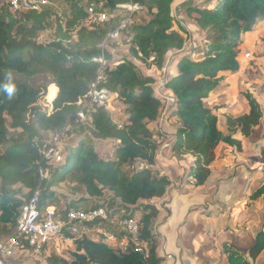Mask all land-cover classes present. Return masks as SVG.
<instances>
[{
    "label": "trees",
    "instance_id": "trees-1",
    "mask_svg": "<svg viewBox=\"0 0 264 264\" xmlns=\"http://www.w3.org/2000/svg\"><path fill=\"white\" fill-rule=\"evenodd\" d=\"M176 1L88 0L87 4L96 3L110 15L104 23L90 25L86 24L87 4L82 5L81 0L73 1L62 22L59 11L52 7L14 13L0 0V145L5 146L0 151V241L16 231L21 208L38 187L45 208L59 199L54 187L69 179L76 196L67 194L65 214L72 208L103 207L108 219L91 226L122 240L130 234L116 217L125 210L122 219L138 221L143 250L138 251L132 241L123 250L111 246L102 233L99 240L83 234L74 240L75 250L69 258L45 255L48 264H165L166 258L158 253L159 236L153 229L160 213L154 200L165 196L172 181L156 168L161 148L157 138L164 139L165 134L150 127L161 117L163 100L155 93L157 79L144 74L133 59L145 63L151 60L162 70L169 56L179 54L177 73L165 83L176 99L172 116L178 119L170 149L177 159L194 157L189 176L195 187L210 181L217 147L223 143L242 149V141L236 136L249 137L263 117L259 101L245 92L249 110L226 116L229 134L225 135L219 128V107L210 103L225 74L240 70V47L245 34L264 21V0H206L188 7L187 13L193 15L195 29L203 40L196 44L194 38L192 47H188L189 31L174 13ZM130 3L146 8L151 18L134 22L122 31H126L129 55L115 56L118 64L113 67L110 62L114 54L106 49L103 52L102 45L123 22L122 5ZM47 31H53L54 39L48 44L39 42ZM102 53L107 60L105 66L97 60ZM100 74L104 80L99 86L116 95L125 119L115 120L107 105L97 104L86 109L91 119L78 116ZM6 77L15 87L11 98L2 87ZM36 77H42V83L35 84ZM47 89L48 98L53 100L52 112L39 103ZM78 129L89 133L90 139L116 141L114 156L101 158L95 142L86 136L70 147L62 166L53 168L51 163H55L43 160V151L50 145L48 136L60 133L62 138ZM138 164L142 166L138 168ZM40 165L46 172L50 170V178L41 179ZM18 185L28 190L27 196L15 192ZM251 198L261 199L264 205V178ZM87 204L92 207H85ZM263 226L244 251L243 264H255L264 252ZM66 237L73 236L67 233ZM23 253L35 254L32 250L22 252L8 258L6 264Z\"/></svg>",
    "mask_w": 264,
    "mask_h": 264
},
{
    "label": "rangeland",
    "instance_id": "rangeland-1",
    "mask_svg": "<svg viewBox=\"0 0 264 264\" xmlns=\"http://www.w3.org/2000/svg\"><path fill=\"white\" fill-rule=\"evenodd\" d=\"M73 1L75 0H52L55 8H58L63 16H66ZM205 1L206 0H189V4H191L190 6H194ZM87 3L88 0H81L82 5H86ZM189 4H186L187 8H185V10L188 9ZM122 17L123 22L127 21V24L130 26V24L134 22H147L150 20L151 15L146 8L136 10L132 14L129 10L125 9V13ZM182 22L190 33L188 47L194 46V38L196 39V44L203 43L202 35L197 29H194L196 27V22L193 15L187 14L186 19L182 20ZM248 37H250L249 41L253 45L249 50L252 53L251 57L243 58V51L245 50L241 52L239 56V59L241 58L240 70L236 73L225 74L221 85L211 95L212 101L210 105L213 107H219V128L225 135L229 134L225 122L226 116L238 115L248 109V102L243 96V93L245 92H250L259 101L263 110L262 121H260L259 125L254 128V132L249 137H243L240 135L236 136L242 141V149L238 150L223 143L217 147L216 159L211 164L212 184L210 186L205 185L195 187L192 177L186 176L187 174L183 173L184 171L181 166H186L188 168L190 167V164H193L194 157L190 155L182 159L175 158L173 153L168 156V159L170 158V161L174 162L171 164L183 171L181 173L175 171L176 169L174 168L163 169L159 164V161L158 164L160 166H156L161 174L171 175V177L168 176L172 179L171 186H174L175 194L178 190L189 194V196H193L192 199L194 202H188L189 205L186 208L188 209L189 214L184 217V220L181 222H176V226L179 227V230L182 232L188 230L189 232H194V234H203L205 237L202 240V246L204 248H210L211 253L213 254L212 258L216 260L214 264H221L223 260L230 261L231 264H243V261L246 260L244 251L248 250L253 244L254 236L264 224V218L262 217L264 205L261 202V199L255 201L249 197V195L244 194L241 190H237L238 188H236V192H239V197H237L239 198V201H233L235 197L233 191L234 185L237 182L243 184L242 178L244 174L248 172L250 178H254V176H257L256 178H264V21H261L258 28L252 33L249 32ZM53 39V31H47L41 35L39 42L48 44ZM188 47L186 50H188ZM102 48L114 54L110 64L112 63L111 65L113 67L116 66L118 64L115 60L116 57L129 55L126 31L122 32L118 38L107 40V42L102 45ZM178 55V53H175L173 56L169 57L162 70H158L151 60L145 63L138 59H133L144 74H151L157 79L154 85L155 93L163 100V110L160 119L158 122L151 123L150 125L154 130H159L165 134L164 139L160 137L162 142L159 151V158L161 159H167V153H169L168 149L171 148V144L175 139V132L178 125V119L172 116V109L176 103V99L168 93V89L165 87L166 81L171 78L172 69L174 68V65H176ZM242 55L243 57H241ZM36 78H34L36 80L34 82L35 84L42 83V77ZM48 97L49 89L46 90V93L40 99L39 103L48 112H52L53 100L50 101ZM107 107L113 112L115 120H118V118L121 120L125 119V115L122 114L124 112L123 106L116 98V95L111 97L110 101L107 103ZM86 136L89 137V140H86H93L95 142V146L101 158L108 160L114 156L117 144L116 141L90 139L89 133L78 129L74 132L70 131V134L62 138H60V133L48 136V143H50L49 147L52 144H55V151L60 152L63 156V160L60 164L51 163V166L53 168L62 166L66 158L69 156L70 147L78 145L86 138ZM57 137L58 139L56 140ZM4 148L5 146L0 145V151H3ZM165 160H163V162H165ZM141 166V164L137 165L138 168ZM171 170L172 172H169ZM50 174V170H47L46 178H50ZM259 183L260 179H251V187L250 190L248 189V192L253 194L259 186ZM71 186L69 179H67L63 184L54 187V195H57V198H59L58 201H55V205L60 210L65 211L68 202L67 194L76 196L74 191L71 190ZM14 190L19 196L25 197L28 195V190L22 188L20 185L16 186ZM172 191L173 189H170L169 187L165 194L169 195L155 199V202L160 209V213L157 217L158 219L155 220L153 226V229L157 234L158 231L161 230L163 232L164 230L162 229V221L159 222V220H163V218L172 215L173 202H165L166 197L167 199L171 197ZM194 191H198V194L195 195ZM192 192H194V195ZM200 199H202L203 202H195ZM75 202H73L72 206L76 204ZM85 207L90 208L92 205L87 204ZM125 214V210L120 211L116 217L117 222L120 221L121 224V219ZM199 214L204 216V220H196L197 218L193 219L195 215ZM135 216L137 218L139 217V214L137 213ZM101 233L108 234L109 237H106V239L110 245L114 247L122 246V242H130L129 237H125L124 240L119 241L115 234L107 232L101 227H93L91 225L90 230L86 234L92 239L99 240ZM159 235L160 234H158V236ZM55 240L47 246V251L44 252V255L38 254V257H32V259L36 261V264H48L45 255H60L69 258L71 252L75 250V239L64 237ZM247 254L248 251L246 255Z\"/></svg>",
    "mask_w": 264,
    "mask_h": 264
},
{
    "label": "built area",
    "instance_id": "built-area-1",
    "mask_svg": "<svg viewBox=\"0 0 264 264\" xmlns=\"http://www.w3.org/2000/svg\"><path fill=\"white\" fill-rule=\"evenodd\" d=\"M12 12H31L41 11L44 8L52 7L55 10V5L52 0H3ZM123 8L129 10L131 14L140 10L141 6L138 4L130 3L122 5ZM59 11V10H58ZM88 12V19L86 24L98 25L104 23L110 18L109 12L106 9L101 8L96 3H90L86 6ZM61 22L64 20V16L59 12ZM127 21L122 22L115 31L111 32L103 45L107 40L118 38L123 30L127 28ZM103 52H104V48ZM251 52H245L244 58L251 57ZM102 66L107 63L105 54L97 58ZM104 80L100 74L96 81L92 85V89L89 93V100L85 102L84 106L78 111V116L81 119H91L86 113V109L93 105H107L113 94L106 87H100V83ZM174 99V98H173ZM58 137L56 138V140ZM158 139V142L162 141ZM43 160H48L55 164H60L63 160V156L60 152L55 151V144L43 151ZM39 172L41 179L46 178V171L40 165ZM42 195L40 187H38L31 196L26 200L21 208L17 220L16 231L2 239L0 241V264H6V260L11 257H16L22 252L32 250L36 255L42 254L45 245H49L54 242L53 240H59L67 238L66 234H72L73 239L81 237L90 230V225L100 219H108V213L105 208L100 207L97 209H77L72 208L67 214L64 210H60L56 205H49L45 208L41 206ZM1 211V207H0ZM121 225L124 226L130 234V241L134 242L138 251H142L143 248L139 242V226L138 221L135 218L122 219ZM109 237L107 233L104 234ZM113 238V237H112ZM55 240V241H56ZM130 242H122V249L126 250ZM168 258L173 259L172 255H168Z\"/></svg>",
    "mask_w": 264,
    "mask_h": 264
},
{
    "label": "crops",
    "instance_id": "crops-1",
    "mask_svg": "<svg viewBox=\"0 0 264 264\" xmlns=\"http://www.w3.org/2000/svg\"><path fill=\"white\" fill-rule=\"evenodd\" d=\"M186 4H189V0H177L174 4V13L177 16V18L181 20V22H182V20L186 19L187 14H188L187 10H185V8H187ZM190 5L191 4H189L188 7H190ZM177 10L179 11V13ZM247 37H248V33L245 34L244 43L240 47L241 52L243 50H245V51H243L244 53L250 52L249 50L253 46L249 41L250 37H248V38ZM169 57H171V56H169ZM241 57H243V55ZM240 60H241V58H240ZM176 73H177V68H176V65H174V68L172 69V75H174ZM149 75H151V74H149ZM248 110H249V107L246 111H248ZM168 150H169V153L166 152L167 153V159L165 158L166 160L159 158V164L161 165V167L163 169L174 168V169H176L175 171L180 172V173L184 171L183 173L187 174L186 176H189L190 167L187 168L186 166H184V167L181 166V168H183L182 169L183 171H182V170L174 167L173 164H171L174 162L170 161V158L168 159V156L172 152H171L170 148ZM163 160H165V162H163ZM158 165H157V167L160 166V165L159 166ZM190 166H191V164H190ZM169 172H172V170ZM168 175L171 177L170 174H168ZM256 177L257 176H254V178H250V175L247 172L246 174H244V176L242 178L243 184L241 182H237L234 185V188H233V191L235 194V197L233 199L234 202H235V200L239 201V198H237V197H239V192H236V188H238L237 190H241L244 194L249 195V197H251V194L248 192V189L250 190V187H251V184H250L251 179H262V178H256ZM238 179H240V178H238ZM171 181H172V179H171ZM211 184H212V177L206 185L210 186ZM170 189H173L172 195L168 199L166 197L165 202H173L172 203V210L173 211L171 213L172 214L171 216L165 217V218H163V220H159V222L162 221L161 222L163 224L162 229H164L163 232L161 230L158 231V234H160L158 237V244H159L158 253H159V255L164 256L166 258L165 264H214L216 260L212 258L213 254L211 253L210 248H204L202 246V240L204 239L205 236L203 234L202 235L194 234V232H189L188 230H185L184 232H182L181 230H179V227L176 226V222H181L182 220H184L183 218L189 214L188 209H186V208L189 205L188 202H194V200L192 199L193 196H189V194H186L184 192H180L178 190H177V193L175 194L174 186H170ZM194 192H195V195L198 194V191H194ZM194 192H192L193 195H194ZM167 195H169V194H167ZM167 195H165V196H167ZM165 196H163V197H165ZM195 202H203V200L200 199V200L195 201ZM184 209H186V210H184ZM182 211H184V212H182ZM195 218H197L196 220H200V219L204 220V216L200 215V214L195 215V217L193 219H195ZM196 220H194V221H196ZM122 240H124V238ZM46 251H47V249H46ZM169 254L173 256V259L168 258ZM34 256H35V258L38 257L37 255L23 253L20 257L12 259L11 261H12V264H36V261L32 259V257H34ZM260 261H262L263 262L262 264H264V253L260 255L259 259L257 260V262L255 264H258ZM221 264H231V263H230V261L223 260Z\"/></svg>",
    "mask_w": 264,
    "mask_h": 264
},
{
    "label": "clouds",
    "instance_id": "clouds-1",
    "mask_svg": "<svg viewBox=\"0 0 264 264\" xmlns=\"http://www.w3.org/2000/svg\"><path fill=\"white\" fill-rule=\"evenodd\" d=\"M2 87H3V91L7 93L9 98H11V96L15 92V87L12 81L8 77H6V82L2 85Z\"/></svg>",
    "mask_w": 264,
    "mask_h": 264
}]
</instances>
